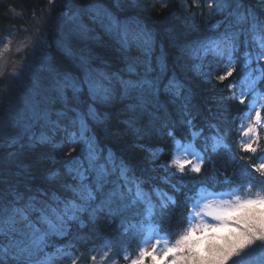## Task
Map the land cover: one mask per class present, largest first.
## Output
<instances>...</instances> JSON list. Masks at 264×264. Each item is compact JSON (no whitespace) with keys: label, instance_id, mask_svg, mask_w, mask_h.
<instances>
[{"label":"snow or ice","instance_id":"1","mask_svg":"<svg viewBox=\"0 0 264 264\" xmlns=\"http://www.w3.org/2000/svg\"><path fill=\"white\" fill-rule=\"evenodd\" d=\"M81 2L87 6L79 8L74 17V22H79L81 34L88 31L82 23V17L88 16L117 41L123 53L136 45L142 57L125 55L126 67L122 71L127 78L93 67L85 57H80L75 66L79 74L72 67L54 70L56 98L68 111L75 113L71 119L72 131L67 128L65 131L73 151L75 145L81 146L80 154L73 157L67 167L66 174L72 183L61 185L63 191L71 195L61 197L55 191L49 195L31 190H28L31 194H26L14 185L5 190L0 181V264H56L63 248L53 243V237L67 235L69 222L81 221L85 212L93 222L103 213L120 217L122 235L131 233L135 238L142 234L138 254L131 259V264H264V160L252 165L258 176L241 173L238 183L228 177L219 183L214 178L208 181L197 177L195 188H189L186 184H171L166 177L164 182L173 190L169 195L151 184L149 178L136 175L134 169L111 150L105 152L100 147L88 120H98L94 105H107L116 99L117 85L121 98L133 101L129 105L133 113L158 110L164 104L162 96L166 98L165 102L172 103L187 101L188 97L184 84L176 75L177 69H172V75H168L163 54L153 67V42L149 31L131 32L127 21H121L105 7L104 0ZM115 3L119 7L122 0H115ZM210 14L222 19L208 26V35L203 39L186 44L181 49V56L200 61L196 65L197 71L208 79L212 77V61H207V56L211 54L217 61H226L224 73L216 77L220 82L233 75L239 60V85L228 87L239 86V97L234 92L232 98L238 99L240 104H244V98L251 94L244 113L249 122L247 126L241 123L237 130L242 137L248 138L247 142L240 141L242 150L255 153L254 144L259 134L251 121L261 124V110L264 109V64L260 63L264 61V13L249 7L248 0H216ZM65 50L68 55L72 54L70 47L66 46ZM205 64L209 66L207 72H204ZM70 104L76 107H69ZM183 107L186 109L187 104ZM28 119L29 123L20 125L10 114L15 130L13 142L31 134L38 143H51L45 134L36 137L31 131V121L48 122L47 109L34 106ZM185 122L190 127L188 147L184 150L197 157L199 162L193 164L190 159L177 158L175 148L181 147L182 141L169 130L167 134L174 145L173 158L165 165L169 176L187 174L188 171L201 173L204 156L196 151L195 144L203 136V129H195L191 119ZM212 127L214 134L205 138L210 141L212 152L228 148L225 142L228 133H222L215 125ZM188 148L192 151L188 152ZM173 168L176 172L171 171ZM53 175L59 177L60 174ZM170 205L187 210V226L171 234L176 237L172 243H169L170 234L160 228V220L170 210ZM49 247L54 251H47ZM128 258L125 254L124 259Z\"/></svg>","mask_w":264,"mask_h":264},{"label":"trees","instance_id":"2","mask_svg":"<svg viewBox=\"0 0 264 264\" xmlns=\"http://www.w3.org/2000/svg\"><path fill=\"white\" fill-rule=\"evenodd\" d=\"M104 4L121 21H127L131 32L146 29L152 34L153 67H156L157 58L163 54L169 68L168 75H172V69H177L176 75L184 84L188 99L172 103L165 102L166 98L162 96L164 104L158 110L149 109L148 112L133 113L129 110L133 101L121 98L117 85L116 99L107 105H94L98 120H88L100 147L105 152L111 150L116 157L128 163L136 175L149 178L151 184L169 195L173 190L170 184L164 182L166 177L171 184H186L189 188H195L197 177L208 181L214 178L218 183L228 177L238 183L241 173L249 177L258 176L252 165L264 160V129L259 132V139L254 144L257 149L255 153L242 150V136L237 129L241 123L248 122L244 113L251 94L244 98V104H240L238 99L232 98L234 92L239 97V86L233 89L228 87L230 84L239 85V60L233 75L220 82L216 77L224 73L226 61H217L209 54L206 59L212 61V77L208 79L197 71L196 65L200 61L181 56V49L186 44L203 39L208 35V26L222 19L221 16L214 17L210 14L216 6V0H122L119 7L115 0H104ZM86 6L81 0H0V48L5 38L14 34L13 31L17 32L18 39L25 38L23 36L27 34H36L37 31L43 34L42 48L35 51L30 61L34 63L41 54L44 55L43 60L46 59L45 68L48 69L46 72L40 70L39 80L43 90L34 101L37 100L38 109H47L49 120L34 122L31 131L36 137L43 133L52 141L41 144L36 142L31 134H27L13 142L15 131L8 134L6 126L2 127L0 181H3L5 190L9 185H14L26 194H31L28 192L31 190L37 194L46 192L50 195L55 191L61 197L71 195L64 192L61 185L72 183L66 174L67 167L72 158L80 154L81 146L75 145L73 151L70 137L65 131L66 128L72 131L71 119L75 113L68 111L56 98L53 91L55 69L72 67L79 74L75 66L80 57H85L93 67L120 73L127 78L122 71L126 67L125 55L142 57L136 45H132L127 53H123L116 45L117 41L99 22L91 20L88 16L82 17V23L87 26L88 31L81 34L77 26L79 22H74V17L79 8ZM248 6L258 13H264L262 0H248ZM66 46L71 48V55L67 54ZM260 63L264 64V61ZM113 67L117 69L111 70ZM208 70L209 66L205 64L204 72ZM8 77L6 70L0 72V111L10 105L21 107L19 87L13 86V82H8ZM185 103L186 109L183 107ZM69 107L76 105L70 104ZM81 107L86 108V105ZM261 114L264 115V109ZM188 119L192 120L195 129H203V136L197 139L195 144L196 150L204 156L201 173L188 171L187 174L177 173L175 176H169L165 165L173 158L174 145L172 137L167 133L169 130L173 131L177 139L182 141V146H188L190 126L185 122ZM18 122L22 124L19 120ZM213 125L222 133H228L225 142L229 147L221 148L216 153L212 152L210 141L205 139L214 134ZM143 141L144 144L141 143ZM182 146L175 148L176 156ZM171 171L176 172V169ZM57 172L59 177L53 175ZM145 187L149 188L150 185ZM41 198L47 199L46 196ZM169 207L170 210L160 220V228L169 233L174 242L176 237L171 234L178 233L187 226V210L173 208L171 205ZM122 232L120 217L103 213L93 222L85 212L81 221L69 222L67 235L62 238L53 237V243L63 248L61 258L56 264H73L74 261L75 264H131V259L138 254L143 236L141 234L132 238L131 233L122 235ZM47 251L53 252L54 248L49 247ZM125 254L129 257L127 260L124 259ZM93 256L95 260L92 259Z\"/></svg>","mask_w":264,"mask_h":264},{"label":"rangeland","instance_id":"3","mask_svg":"<svg viewBox=\"0 0 264 264\" xmlns=\"http://www.w3.org/2000/svg\"><path fill=\"white\" fill-rule=\"evenodd\" d=\"M32 32L34 33V31ZM13 33L12 36H7L5 38L3 45H1L2 47L0 48V72L6 70L7 75H9L8 82H13V86L15 85L17 88L19 87V106H21L17 108L14 107V105H10L8 107L6 106L4 111H0V133L3 130L2 127L6 126L8 134L14 133L15 131L12 127L13 121L10 120V114L16 117V123H19L18 120L22 123L20 125L29 123L28 118L31 116L32 109L37 103V100H34L36 96L39 97L38 94L43 90L42 85L39 84L41 78L40 70H45L46 72L48 69L45 68L47 63H45L46 59L43 60L44 55L42 56V54L38 55L39 59L34 63L30 61L34 56L35 51L37 49L39 50L40 47L42 48L41 44L44 42L43 34L37 31L36 34H27L23 36L25 38L18 39L16 37L17 32L13 31ZM23 113H25V115ZM34 122L36 121H31L32 126L34 125ZM251 123L254 124L256 130L259 129L254 120ZM262 123H264V120ZM191 151L192 149L189 148L188 152ZM180 153L179 159L181 160L192 159L194 160V163L199 162L197 157L189 155L184 149H182ZM255 191L256 189H253V192ZM207 219L211 222L210 218Z\"/></svg>","mask_w":264,"mask_h":264},{"label":"bare ground","instance_id":"4","mask_svg":"<svg viewBox=\"0 0 264 264\" xmlns=\"http://www.w3.org/2000/svg\"><path fill=\"white\" fill-rule=\"evenodd\" d=\"M116 45H118V46H119V44H118V43H116ZM131 47H133V46H131ZM131 47H130V48H131ZM119 48H120V46H119ZM114 69H117V68H114V67H113V69H111V70H114ZM115 71H116V70H115ZM141 143H142V144H144V141H143V142H141Z\"/></svg>","mask_w":264,"mask_h":264}]
</instances>
